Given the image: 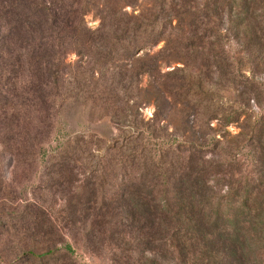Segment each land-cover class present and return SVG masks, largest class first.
I'll return each mask as SVG.
<instances>
[{"label": "rangeland", "instance_id": "obj_1", "mask_svg": "<svg viewBox=\"0 0 264 264\" xmlns=\"http://www.w3.org/2000/svg\"><path fill=\"white\" fill-rule=\"evenodd\" d=\"M84 11L74 37L63 26L70 40L38 55L24 32L0 31V264H164L152 224L129 208L154 203L148 184L159 195L170 184L176 206L235 192L248 215L228 213L264 222V0ZM120 238L131 240L121 251Z\"/></svg>", "mask_w": 264, "mask_h": 264}, {"label": "trees", "instance_id": "obj_2", "mask_svg": "<svg viewBox=\"0 0 264 264\" xmlns=\"http://www.w3.org/2000/svg\"><path fill=\"white\" fill-rule=\"evenodd\" d=\"M91 0H0V31L6 32L7 36H11L15 31H22L28 38L27 41L37 42L39 49L28 50L30 54L38 55L41 45H49L53 40L61 46V41H65L70 37L63 32V26L69 28L72 22L78 23L84 15V5H88ZM78 4L77 10L72 9V4ZM82 5V6H81ZM42 21V26L46 30L36 31L34 21ZM75 23V24H77ZM13 25V26H11ZM60 26V27H59ZM130 23L123 27L130 28ZM54 27H59L57 32H53ZM73 37L76 35V28L73 26ZM138 28L131 26L128 34H133V29ZM6 36V37H7ZM148 165V164H147ZM139 176L141 184L143 177L147 178L148 170L141 171ZM162 178L164 172L160 171ZM200 173H197L192 179H197ZM179 174L170 179H179ZM148 179V178H147ZM146 194H149L151 202H141L140 199H130L129 208L133 213L144 214L145 219L152 224L154 231L148 240L152 246V255L161 256L164 254L166 259L164 264H254L256 257L260 260L257 264H261L264 260V222H251L247 217L232 216L228 213L229 203L237 204L234 201L235 192H231L227 197L204 198L197 197V194L191 196L188 204L182 203L179 206L170 205L168 203L169 192H173V187L166 184L162 194H157L153 189L146 186ZM196 191L199 189L196 188ZM233 200V201H232ZM237 211L247 214L249 210L246 202L242 201L237 204ZM174 213L166 222H162L160 218L155 217L157 214ZM125 213L130 214L127 208ZM176 211V212H175ZM179 211V212H178ZM186 211V212H185ZM178 212V213H177ZM120 249L129 244L131 240L128 238H120ZM65 256L73 254V250L69 245L62 248ZM51 252L47 254H30V260L47 261L51 259Z\"/></svg>", "mask_w": 264, "mask_h": 264}]
</instances>
